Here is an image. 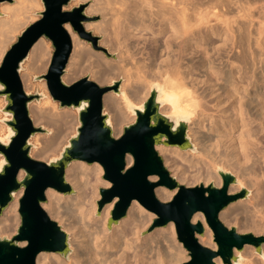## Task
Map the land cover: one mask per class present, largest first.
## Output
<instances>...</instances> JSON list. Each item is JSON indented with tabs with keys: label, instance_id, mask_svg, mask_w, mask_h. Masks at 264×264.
<instances>
[{
	"label": "bare ground",
	"instance_id": "1",
	"mask_svg": "<svg viewBox=\"0 0 264 264\" xmlns=\"http://www.w3.org/2000/svg\"><path fill=\"white\" fill-rule=\"evenodd\" d=\"M12 1L13 4L0 7V14L4 15L0 18V60L14 35L33 22L34 12L41 9L40 0ZM250 1L95 0L89 12L101 13L102 20L86 23L84 27L102 33L104 44L117 53V59L106 60L105 53L85 48L71 26L65 24L73 47L62 80L71 83L88 72L100 84L122 77L120 94L108 92L102 98L115 137L121 135L124 124L133 118L128 117L125 108L143 103L150 92V81L169 77L181 80L199 101L197 115L187 125V137L198 154L187 160L185 168L176 164L181 158L178 149L161 145L156 147L158 154L170 156L163 158L165 163H171L180 182L185 179L193 184L201 177L213 179L212 173H217V169L236 174L239 189L248 186L255 189L253 210L245 208L239 212L246 216L241 231L264 233V20L260 21L262 15L259 22L253 19L250 3L256 0ZM51 56L50 45L43 38L32 46L21 75L25 90H33L32 76L47 70ZM39 87L44 89V83ZM28 109L34 125L52 130L47 138L35 137L31 156L44 160L58 154L75 129L78 111H60L52 102L41 106L29 104ZM126 163L127 166L132 163L129 156ZM101 173L96 163L73 161L65 169V181L76 195L71 198L46 190L42 208L51 219L62 222L70 253L67 262L54 253H40L36 264L181 263L184 258L180 246L174 245L173 223L142 239L151 215L137 201L131 202L125 217L116 223L109 224L116 199L96 217V190L99 185L109 187L108 182L100 180ZM22 176L20 173L18 180ZM149 180L154 182L157 177ZM215 181L220 184L219 179ZM154 192L159 201L167 202L175 190L157 187ZM21 194L19 190L13 195L5 216L0 218V235L15 234ZM60 202L66 207H59ZM227 212L228 209L221 211L219 219L228 222ZM199 222L205 235L199 236L198 242L215 250L212 233L206 228L202 214L196 213L191 223ZM234 255L241 254L234 252ZM263 260L250 259L248 264H260ZM213 262L222 264L219 257Z\"/></svg>",
	"mask_w": 264,
	"mask_h": 264
},
{
	"label": "water",
	"instance_id": "2",
	"mask_svg": "<svg viewBox=\"0 0 264 264\" xmlns=\"http://www.w3.org/2000/svg\"><path fill=\"white\" fill-rule=\"evenodd\" d=\"M72 0H40L43 10L39 18L27 25L10 45L0 62V97L4 99L2 112L9 116L2 122L6 135L0 138V215L13 200V195L22 190L18 200L19 226L11 237L0 238V264H36L40 253H55L67 257V234L42 208L46 202L45 192L52 189L68 194L72 189L65 181V169L73 161L86 164L97 163L103 168L104 179L111 186L100 190L98 206L117 201L111 222L124 218L132 201H137L146 211L154 214L155 227L173 223L177 240L187 251L189 260L183 264H215L219 257L223 264H237L239 259L233 251L241 252L245 245L257 249L264 244V237L239 234L235 228H226L219 221V213L232 202L243 199L248 191L229 194V187L236 185V178L222 169H217L221 185L215 187L199 185L185 187L169 175L157 146L177 147L180 150L194 149L187 137V124L181 123L173 132V123L166 115L154 116L155 93L150 90L148 98L139 106L129 104L127 109L135 116L132 124L123 127L122 134L114 137L108 116L103 112V95L119 94V82L100 87L88 77L65 84V73L72 52V40L64 25L69 24L80 40L97 48L98 38L85 31L83 24L90 18L85 16L83 5L64 10ZM12 0H0L11 3ZM48 40L53 48L45 74L34 76L44 80L47 91L60 108L77 109L78 127L62 148L57 158L48 162L37 161L30 156L33 135L43 131L35 127L29 104L40 95L26 93L20 72L32 46L39 39ZM132 159L127 166V157ZM22 173V179L18 180ZM157 177L150 181V177ZM165 187L176 193L171 200L161 202L155 197V188ZM201 213L213 234L216 250L201 246L196 236L203 234L200 223L192 224L194 214ZM23 244V245H21Z\"/></svg>",
	"mask_w": 264,
	"mask_h": 264
},
{
	"label": "rangeland",
	"instance_id": "3",
	"mask_svg": "<svg viewBox=\"0 0 264 264\" xmlns=\"http://www.w3.org/2000/svg\"><path fill=\"white\" fill-rule=\"evenodd\" d=\"M94 1L95 0H82V1H78V0H72V1H70L69 3H68V5L64 8V10H71V9H73V8H78L80 5H83V7H84V11H83V13H84V15L85 16H87V17H89L90 18V20H89V22H100L101 20H102V15H101V13H91V12H89V7L91 6V5H93V3H94ZM251 1H253V0H251ZM250 1V2H251ZM249 2V3H250ZM255 2H257L255 5H253ZM262 2V3H261ZM252 3V2H251ZM250 3V5L251 6H253L255 9H253V7L252 8H250V11L254 14L253 15V19H257V21H258V19H260V17H261V15H262V17H261V19H260V21H262V20H264V15H263V13H264V0H256V1H254V3H252L251 4ZM7 4H13V1L11 2V3H2V4H0V7L1 6H4V5H7ZM41 4V3H40ZM257 4H259V5H257ZM256 6V7H255ZM258 7H260V8H258ZM262 9V10H261ZM43 10V8H42V5H41V9L40 10H36L35 12H34V18H35V20L34 21H36L38 18H39V16L37 15V13L38 12H40V11H42ZM255 11V12H254ZM262 11H263V13H262ZM260 14H259V13ZM259 18H258V17ZM4 17V15L3 14H0V18H3ZM256 17V18H255ZM33 21V22H34ZM254 22H257L256 20H253ZM89 22H87V23H89ZM259 22V21H258ZM264 22V21H263ZM30 23H32V22H30ZM29 23V24H30ZM28 24V25H29ZM86 23H84L83 24V27H84V25H85ZM263 24V23H262ZM262 26V25H261ZM263 27V29H264V26H262ZM84 29H85V27H84ZM262 29V30H263ZM23 30V29H22ZM22 30H20L18 33H16L15 35H14V38H13V40H11L9 43H8V45H7V48H6V50H5V52L9 49V47H10V45L11 44H13L15 41H16V37L20 34V32L22 31ZM85 31H87V32H90L93 36H95V37H97L98 38V40H97V48H99V49H94L92 46H91V44L89 43V42H86V41H84V40H80L79 38H78V36H77V34L74 32V34L76 35V37H77V39H79L80 41H82L83 42V45L85 46V48L87 47L91 52H94V53H105V55H104V57H105V59L106 60H116L117 58V53L116 52H112V51H110V50H108L109 49V47L107 46V45H105L104 44V35L102 34V33H99V32H95V31H92V30H86L85 29ZM262 33H263V35L262 36H264V32L262 31ZM69 34V33H68ZM70 36V35H69ZM71 37V36H70ZM45 40V39H44ZM49 45H50V48H51V52H53V48H52V46H51V43L48 41V40H45ZM85 42H86V44H85ZM104 44V45H103ZM4 52V53H5ZM112 54V55H111ZM3 56H4V54H3ZM3 56H2V58H3ZM2 58H1V60H2ZM1 60H0V62H1ZM25 63V62H24ZM24 63L22 64V70H21V72H20V79H21V75L24 73V69H23V65H24ZM66 70V69H65ZM46 73V71L45 72H43V73H41V74H36V75H33L32 76V78H31V82H32V84L34 85V88H33V90L31 89V90H29V91H27V90H25V88H24V85H23V82H22V80H21V83H22V86H23V89H24V91L26 92V93H29V94H32V95H40V97H39V99H37V100H34L32 103H31V105H34V104H37L38 106H41V105H48V104H50V102H52V103H54V105L55 106H57V108H58V110H60V111H62V110H74V111H78L77 109H68V108H60L59 107V104L57 103V102H54L52 99H51V97H50V95H49V93H48V91H47V88H46V84H45V81L44 80H34L33 79V77L34 76H40V75H42V74H45ZM65 74V73H64ZM83 77H88L89 78V80H91V81H93L94 83H96L98 86H100V87H105V86H110V85H112L113 84V82H119V94H120V88H121V84L123 83V79H122V77H118V78H115V79H113V81L112 82H110V83H103V84H100V83H97L93 78H91V74L88 72V73H86V74H84V75H82V76H79L78 78H77V80H79V79H81V78H83ZM77 80H75V81H77ZM75 81H73V82H75ZM65 84H71V83H73V82H71V83H69V82H65V81H63ZM44 83V89H41L39 86H41L42 84ZM35 87H36V89H35ZM112 92V91H111ZM112 93H114V92H112ZM148 96H149V94H148ZM148 96H147V98H148ZM146 98V99H147ZM145 99V100H146ZM144 100V101H145ZM143 101V102H144ZM142 103H140V104H138V105H134V106H139V105H141ZM3 107H4V99L2 98V97H0V133H2L3 132V135L2 136H0V138L1 137H3V136H5L6 135V127H5V124L2 122L4 119H9V116H6V115H4L3 114V112H2V109H3ZM103 112L106 114L107 112H105L104 111V109H103ZM125 112L128 114V117L130 116V117H133L130 121H128L127 123H125L124 124V126L123 127H125V126H127V125H129V124H132L133 122H134V120H135V116L127 109V107L125 108ZM30 115V114H29ZM107 116H108V114H106ZM30 118H31V120H32V122H33V118H32V116L30 115ZM34 124V123H33ZM35 127H40L41 129H43V131H41V132H39V133H36L35 135H33L32 137H31V139L29 140V143L31 144V150H30V156L32 155V152H33V149H34V147H35V145H34V139H35V137H43V138H47V137H49V136H51V134H52V130L51 129H49V128H47V127H44V126H41V125H34ZM78 127V122H77V124H76V126H75V129L73 130V133L71 134V136H73V135H75V133H76V128ZM113 132V131H112ZM121 134H122V132H121ZM70 136V137H71ZM113 136H114V134H113ZM69 137V138H70ZM115 137V136H114ZM119 137V136H118ZM68 138V139H69ZM116 138V137H115ZM68 141V140H67ZM190 141V140H189ZM67 144V142L62 146V148L65 146ZM161 146V145H160ZM172 148H176V149H178V152H179V156H181V158L178 160H176V164H180L181 165V167L182 168H185L186 167V165L188 164L187 162V160H189L191 157H192V155H197L198 154V150L196 149V148H194V149H189V150H180L179 148H177V147H172ZM155 150H156V148H155ZM61 151H62V149L58 152V154H56V155H54V156H52V157H50V158H48V159H44V160H39V159H36L35 157H33V156H31L33 159H35V160H37V161H42V162H48L50 159H52V158H57L58 156H59V154L61 153ZM157 151V150H156ZM157 153H158V151H157ZM183 154V155H182ZM159 155V154H158ZM160 157H161V159H162V161H163V165H164V167L166 168V170L169 172V175L172 177V178H174V180L177 182V184H179V185H183V186H185V187H194V186H199V185H203V186H207L209 183H212L215 187H219L220 185H221V178H220V176L217 174V173H212L213 174V176H214V178L213 179H209V180H206V179H203L202 177L196 182V183H193V184H188V183H186V182H188V180H185L184 179V182H180L178 179H179V175H177V172H175L174 170H173V168H171V163H170V165H169V162L168 163H165V158H163V157H168V158H170V156L168 155V156H165V155H159ZM188 157V158H186V157ZM170 161V160H169ZM97 164V163H96ZM88 165H92V164H88ZM99 165V164H98ZM190 165H192V163L190 162ZM100 166V165H99ZM100 168H101V170H102V173H101V175L99 176V178H100V180L101 181H104V182H108V181H106L103 177H104V172H103V168L100 166ZM170 168H171V170H170ZM173 171H174V173H173ZM230 173L232 174L233 172H231L230 171ZM176 175H177V177H176ZM190 174L189 173H187V177L189 176ZM235 178H237V175L236 174H232ZM189 179H190V176L188 177ZM187 178V179H188ZM215 179H219V181H220V184L218 185V184H215ZM192 180V179H191ZM189 182H191V181H189ZM66 183L70 186V188L72 189V192L71 193H68V194H62V193H59V194H61V195H64V196H69V197H71V198H73L75 195H76V193L74 192V190H73V188H72V186L66 181ZM109 183V182H108ZM111 186V184L109 183V187ZM109 187H107V188H109ZM107 188H105V187H102L101 185H99V187H98V189L96 190V191H98V192H96V194H97V199H96V201H95V206H96V217L97 218H99L100 216H101V213L103 212V210L102 209H104V207L107 205V204H105V205H103L102 207H99L98 206V202L100 201V199H101V197H100V190L101 189H107ZM244 189L245 190H247L248 191V194H247V196L245 197V198H243V199H238V200H236V201H234V202H232L231 204H229L225 209H228V212H227V220H228V222H225V221H222V220H220L219 219V221L226 227V228H228V229H230V228H235V230H236V232L237 233H239V234H252L254 237H264V233H259V232H257V231H252V230H247V232H245V231H241V228H243L244 226H245V224H246V222L244 221L246 218V216L244 217V215H242L241 213V215L239 214V212H241V211H243L245 208V210H253V208L251 207V205L252 204H254V200H252V197L254 196V194H255V189L253 188V187H244ZM174 191V190H173ZM241 191V189H239V187L236 185H232V186H230L229 187V194H236V193H239ZM175 193H176V190H175ZM174 193V194H175ZM174 196V195H173ZM156 197V196H155ZM46 198V197H45ZM157 198V197H156ZM251 198V199H250ZM172 199V198H171ZM170 199V200H171ZM117 201V200H116ZM10 204V203H9ZM58 206L59 207H66V206H63L62 205V203L60 202L59 204H58ZM225 209H223V210H225ZM6 210V209H5ZM63 209H60V212L62 211ZM113 210H114V208H112V210H111V213H110V216H109V219L110 218H112V212H113ZM222 210V211H223ZM46 212V211H45ZM148 212V211H147ZM47 213V212H46ZM148 213H150V212H148ZM17 214H18V212H17ZM150 221H149V223H148V225L145 227V229H144V231H143V233H142V239H147V237H150L152 234H154V232H156V230H165L166 228H167V225L165 226V227H155V224H154V221H155V219H156V216L154 215V214H152V213H150ZM5 216V214H4V212L0 215V218H3ZM203 216V215H202ZM203 218H204V216H203ZM243 218H244V220H243ZM52 220H54L60 227H61V224H62V222H60V220H58V219H56V218H54V219H52ZM18 221H19V215H18ZM120 221V220H119ZM204 222H205V220H204ZM245 222V223H244ZM112 222H111V219H110V221H109V224H111ZM200 223V222H199ZM202 224V223H201ZM206 224V223H205ZM18 226H19V223H18ZM18 226H17V228H18ZM174 226V225H173ZM203 226V225H202ZM175 228V227H174ZM206 228L207 229H209L208 228V226L206 225ZM240 228V229H239ZM204 229V228H203ZM210 230V229H209ZM157 232H159V231H157ZM210 232H211V230H210ZM16 233V232H15ZM212 233V232H211ZM203 235H205V229L203 230V234L202 235H200V236H203ZM2 237H7V238H11V237H8V235H6V234H2V235H0V238H2ZM198 237H199V235H197L196 236V238H197V241H198ZM199 243V242H198ZM200 244V243H199ZM212 244H214V245H216L215 243H214V241H213V234H212ZM174 245H179L180 246V255L182 256V258H184V260L181 262V263H179V264H183V263H186L188 260H189V256H188V253H187V251L183 248V246H182V244L177 240V237H176V233H175V235H174ZM201 245V244H200ZM201 246H203V245H201ZM203 247H206V246H203ZM206 248H208V247H206ZM208 249H210V248H208ZM216 250V249H215ZM215 250H213V251H215ZM234 252H238V251H236V250H234L233 251V254H234ZM238 253H240L241 255L240 256H235V257H237V259H239V261L237 262V264H248L249 262H250V259L252 260V259H255V261H257L258 262V259H259V261L260 260H263V257H264V244H261V246H260V248L259 249H257L256 247H254L253 245H245L244 247H243V249L241 250V252H238ZM55 254V253H54ZM56 255H58V256H60V258L63 260V261H68V256H69V254L67 255V257H62L61 255H59V254H56ZM223 264V263H222ZM260 264H264V260H263V263H260Z\"/></svg>",
	"mask_w": 264,
	"mask_h": 264
},
{
	"label": "clouds",
	"instance_id": "4",
	"mask_svg": "<svg viewBox=\"0 0 264 264\" xmlns=\"http://www.w3.org/2000/svg\"><path fill=\"white\" fill-rule=\"evenodd\" d=\"M4 87L6 85L0 84V88ZM148 87L155 93L154 116L164 113L173 123V132L181 123H190L196 117L199 101L181 80L172 77L154 80L149 82Z\"/></svg>",
	"mask_w": 264,
	"mask_h": 264
}]
</instances>
